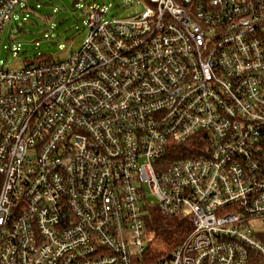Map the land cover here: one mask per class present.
Wrapping results in <instances>:
<instances>
[{"label":"built area","instance_id":"2783aa9c","mask_svg":"<svg viewBox=\"0 0 264 264\" xmlns=\"http://www.w3.org/2000/svg\"><path fill=\"white\" fill-rule=\"evenodd\" d=\"M142 1L81 7L65 60H0V264H264V0ZM32 9L0 0V38ZM148 208L189 221L163 254Z\"/></svg>","mask_w":264,"mask_h":264},{"label":"rangeland","instance_id":"374dc122","mask_svg":"<svg viewBox=\"0 0 264 264\" xmlns=\"http://www.w3.org/2000/svg\"><path fill=\"white\" fill-rule=\"evenodd\" d=\"M22 1L33 9L27 12L26 20H23L21 12L16 11L17 18L13 16L6 24L0 38V60L10 69L21 68L38 56L65 60L72 51L78 50L87 35L85 17L80 9L87 5L102 6L105 21L131 16L143 8L142 0H84L80 3L82 8L77 5L71 7L72 0H48L38 8V0ZM60 18L62 20L58 23ZM43 30L46 32L39 35ZM145 196L147 201L155 200L147 190ZM151 238V253L163 254L173 246V243H163L160 238Z\"/></svg>","mask_w":264,"mask_h":264},{"label":"trees","instance_id":"16d2710c","mask_svg":"<svg viewBox=\"0 0 264 264\" xmlns=\"http://www.w3.org/2000/svg\"><path fill=\"white\" fill-rule=\"evenodd\" d=\"M202 142L198 137L184 144L174 146L164 158L167 162L193 156L200 152ZM163 158V160H164ZM145 223L150 237L160 238L163 243H177L190 228L189 221L183 218L164 216L155 208H148ZM152 239V238H151Z\"/></svg>","mask_w":264,"mask_h":264},{"label":"water","instance_id":"95a60500","mask_svg":"<svg viewBox=\"0 0 264 264\" xmlns=\"http://www.w3.org/2000/svg\"><path fill=\"white\" fill-rule=\"evenodd\" d=\"M76 0H72L71 1V7L75 6ZM62 20V18H60L57 22L60 23V21ZM46 32V30H43L39 33V35H43ZM36 40V39H34Z\"/></svg>","mask_w":264,"mask_h":264}]
</instances>
